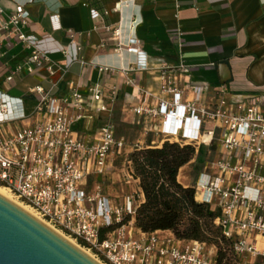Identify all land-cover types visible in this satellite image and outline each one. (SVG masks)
<instances>
[{
    "label": "built area",
    "instance_id": "built-area-1",
    "mask_svg": "<svg viewBox=\"0 0 264 264\" xmlns=\"http://www.w3.org/2000/svg\"><path fill=\"white\" fill-rule=\"evenodd\" d=\"M0 15V56L16 44L28 50L5 81L44 69L49 82V87L29 89L35 101L30 110L22 98L0 90V185L46 224L82 242L101 264H219L214 244L143 232L133 220L136 199L126 196L117 203L105 192L104 180L117 155L125 154L126 182L135 178L128 144L111 122L98 125L92 134L78 126L86 113L107 112L116 88L106 90L95 82L85 93L71 88L64 97L55 94V74L79 61L75 33L67 31L69 47L51 49L44 45L51 35L24 32L29 13L23 4L7 14L0 7ZM49 19L58 22L57 15ZM113 33L118 36L117 30ZM138 42L136 37L117 42L118 53L137 54L135 65L122 70L148 71L160 83L156 92L143 90L150 99L132 106V122L143 136H155L150 145H190L195 151L191 162L199 154L204 157L193 184L195 200L218 210L213 223L233 240L232 264H264V94L228 93L223 85L194 78L192 66L180 54L176 63L149 65ZM57 52L63 64L51 58ZM106 69L98 66L99 71ZM126 83L140 89L135 76Z\"/></svg>",
    "mask_w": 264,
    "mask_h": 264
},
{
    "label": "crops",
    "instance_id": "crops-1",
    "mask_svg": "<svg viewBox=\"0 0 264 264\" xmlns=\"http://www.w3.org/2000/svg\"><path fill=\"white\" fill-rule=\"evenodd\" d=\"M16 4H23L29 13L25 33L41 38L51 35L52 39L44 42L48 48L69 47L68 30L75 33L80 43L79 61L53 77L56 96L68 95L71 88L85 93L86 87L95 82L106 90L116 88V97L107 112L99 116L86 113L79 122V128L87 134L104 122L112 123L114 106L119 101L121 115L117 120L139 128L136 142H149L140 126L132 122L131 108L149 101L143 90L156 92L160 82L156 74L148 71L134 74L122 70L135 65L137 54L118 53L117 42L126 44L132 37L139 40L138 47L149 65L176 63L180 54L192 66L194 78L212 86L223 85L228 93L264 94V0H0L6 14L13 12ZM51 15H57V24L50 22ZM3 19L0 15V24ZM115 30L118 36L114 35ZM27 54L22 44H16L0 56V90L22 98L25 109L30 110L35 101L29 89L39 84L49 87L46 71L21 72L10 82L5 81L13 66ZM51 58L64 63L60 52ZM98 66L108 69L99 71ZM131 76H135L140 89L126 83ZM128 118L131 120L126 122ZM187 177L184 175V180L179 181L184 186L190 185ZM132 181L136 207L143 195L138 180Z\"/></svg>",
    "mask_w": 264,
    "mask_h": 264
},
{
    "label": "trees",
    "instance_id": "trees-1",
    "mask_svg": "<svg viewBox=\"0 0 264 264\" xmlns=\"http://www.w3.org/2000/svg\"><path fill=\"white\" fill-rule=\"evenodd\" d=\"M114 123L118 124L115 127L116 134L123 137H126L123 128L133 127L113 116ZM194 152L193 146L169 141L161 145H150L148 142L143 147H133L127 159L143 195V200L134 210L135 226L143 232L168 230L178 239L214 244L217 249L216 262L232 264L233 240L225 237L213 223L218 210L196 201L193 184L184 186L178 180L180 168L189 164L193 170L192 182L195 181L204 157L199 154L191 162ZM128 219L127 215L124 221Z\"/></svg>",
    "mask_w": 264,
    "mask_h": 264
},
{
    "label": "water",
    "instance_id": "water-1",
    "mask_svg": "<svg viewBox=\"0 0 264 264\" xmlns=\"http://www.w3.org/2000/svg\"><path fill=\"white\" fill-rule=\"evenodd\" d=\"M0 264H101L0 195Z\"/></svg>",
    "mask_w": 264,
    "mask_h": 264
},
{
    "label": "rangeland",
    "instance_id": "rangeland-1",
    "mask_svg": "<svg viewBox=\"0 0 264 264\" xmlns=\"http://www.w3.org/2000/svg\"><path fill=\"white\" fill-rule=\"evenodd\" d=\"M121 102H117L116 105L114 106V116L116 119L119 118V115H121ZM131 119L128 118L126 122L130 121ZM131 125V124H130ZM114 127H118V124H114ZM123 131L126 132L125 134V140L128 144V147L126 148L127 152H131L133 148L131 149L129 146L133 145L136 143V139L139 138V128L137 127H128V128H123ZM146 139H155V136H153L152 133H147L144 136ZM142 136V138H144ZM113 164L115 168H112L110 171V174L108 175V178L104 180L103 188L105 192L112 197L117 203H121L123 199L126 196H132L134 199H136V193H135V183L132 180H129V182H126L127 179L125 177V154L122 153L121 155H117L113 159ZM183 175H187L188 177V182L190 184H193L192 182V167L191 165L187 164L186 167L183 169ZM17 200V199H16ZM19 201V200H18ZM62 235L65 237L70 238L66 233L61 232ZM79 248L83 249L84 251H87L85 247L80 244L77 241L72 240ZM88 252V251H87ZM88 254L92 255L91 253L88 252ZM96 259V258H94ZM97 260V259H96ZM99 262V260H97Z\"/></svg>",
    "mask_w": 264,
    "mask_h": 264
},
{
    "label": "bare ground",
    "instance_id": "bare-ground-1",
    "mask_svg": "<svg viewBox=\"0 0 264 264\" xmlns=\"http://www.w3.org/2000/svg\"><path fill=\"white\" fill-rule=\"evenodd\" d=\"M183 169L184 167H181L178 173V180L179 181H183L184 180V175H183ZM186 178V177H185ZM0 195L5 197L6 199L10 200L11 202H13L14 204H16L17 206H19L20 208H22L23 210H25L26 212H28L30 215L34 216L35 218H37L38 220H40L41 222H43L44 224H46L44 221H42L28 206H26L25 204L21 203L20 201L16 200L12 194L6 189V187L0 185ZM47 226H49L48 224H46ZM50 228H52L51 226H49ZM53 230H55L58 234H60L61 236H63L64 238H66L69 242H71L72 244L76 245L71 239L65 237L64 235H62V233L54 228H52ZM77 246V245H76ZM78 247V246H77ZM81 249V248H80ZM82 251H84L83 249H81ZM86 254H88L87 251H84ZM89 256H91L92 258H94L92 255L88 254Z\"/></svg>",
    "mask_w": 264,
    "mask_h": 264
}]
</instances>
